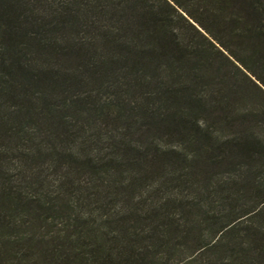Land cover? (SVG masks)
Wrapping results in <instances>:
<instances>
[{
    "label": "trees",
    "instance_id": "obj_1",
    "mask_svg": "<svg viewBox=\"0 0 264 264\" xmlns=\"http://www.w3.org/2000/svg\"><path fill=\"white\" fill-rule=\"evenodd\" d=\"M0 264H264V0H0Z\"/></svg>",
    "mask_w": 264,
    "mask_h": 264
}]
</instances>
